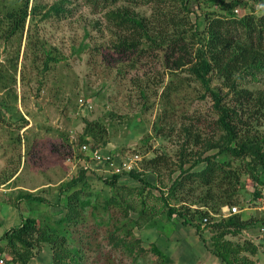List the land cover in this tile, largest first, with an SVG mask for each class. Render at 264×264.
Listing matches in <instances>:
<instances>
[{
  "label": "rangeland",
  "instance_id": "obj_1",
  "mask_svg": "<svg viewBox=\"0 0 264 264\" xmlns=\"http://www.w3.org/2000/svg\"><path fill=\"white\" fill-rule=\"evenodd\" d=\"M23 1L0 0V98L8 101L13 113V119L7 115L0 121V236L28 216L51 222L59 218L66 209L62 184L87 164L96 206H89L80 221L69 226V237L83 255L81 264H221L209 249L214 234L210 224L229 214L228 204L216 194L215 199L199 202L202 188L192 195L178 191L172 198L163 193L180 173L178 155L185 145V127L192 124L204 135L214 132L205 120L216 116L213 101L203 97L204 88L189 66L174 70L162 60L141 57L138 51H119L113 47L116 33L107 25L106 10L89 0H30L29 11L36 8L35 12L22 30L10 35L6 14ZM248 1L249 11L264 13L259 0ZM59 4L66 10L56 13L53 8ZM140 11L150 13L148 8ZM247 78L244 85L264 92V73ZM221 83L214 78V86ZM87 120H100L108 128L107 142L96 146L120 160L139 154V171L160 188L127 175L119 178L124 187L115 190L108 185L101 177L113 170L83 153L81 137ZM188 145L194 151L202 147ZM161 153L167 161L148 163ZM242 180L236 205L247 217H264V186L248 175ZM26 191L44 200L19 201V194ZM113 193L119 204L107 208L105 200ZM182 195L185 200L179 201ZM165 197L178 209L188 205L191 211L208 210L211 223L201 215L192 224H184L179 215L170 219ZM128 230L131 238L142 240L147 252L137 257L115 246L111 236H125ZM257 234L258 227H252L228 238L256 243ZM152 247L167 255V261ZM247 255L264 264V249ZM29 264H52L50 245L45 244Z\"/></svg>",
  "mask_w": 264,
  "mask_h": 264
},
{
  "label": "trees",
  "instance_id": "obj_2",
  "mask_svg": "<svg viewBox=\"0 0 264 264\" xmlns=\"http://www.w3.org/2000/svg\"><path fill=\"white\" fill-rule=\"evenodd\" d=\"M89 1L96 6L102 4L103 11L106 10L104 17L107 25L116 33L113 47L121 52L138 51L141 57L150 58L151 62L162 60L174 70L188 65L189 72L204 88L203 97L213 101L212 109L216 116L205 120L214 132L204 135L192 124L185 127V145L178 155L180 173L168 191L163 193L172 198L178 191L181 194L188 190L190 192L186 194L192 195L202 188L197 195L199 202L216 194L215 198L219 197L221 203H227L230 209L240 202L236 196L244 176L248 175L254 183L264 186V92L254 91L243 83L248 81L247 76L254 79L259 73H264V13L249 11L251 3L248 0ZM29 3L30 0H24L20 7L6 14L11 27L10 35L22 30L28 16L35 12L36 8L32 9L33 12L29 11ZM258 3L264 4V0ZM140 8H148L150 13L144 14ZM53 9L56 13L66 10L60 4ZM215 77L222 81V86L213 85ZM11 111L8 101L0 98V121L5 120L7 115L13 119ZM197 121L202 123L201 120ZM107 136L108 128L104 123L87 120L81 142L96 149L99 148L97 144L107 142ZM191 142L202 147L196 151L189 149L187 146ZM211 150L214 152H209ZM192 158V163L187 167ZM164 161H167V157L161 153L149 159L148 163L156 166ZM202 163L205 164L202 168L195 169ZM89 172V167L82 164L76 175L62 184V189L67 192L66 209L59 218L51 222L28 216L4 231L0 236V253L6 254L11 264H29L45 244L52 249V264H81L83 255L80 247L74 245L69 237V226L77 224L89 206H96L89 191ZM123 175L134 177L152 188H160L150 183L144 173L137 169L101 178L117 190L123 186L119 183ZM188 181L192 185L188 186ZM183 196L179 201L185 200ZM258 196H261V190L256 191ZM168 199L165 197L170 219L179 215L184 224H192L199 215L203 218L209 216L208 210L191 211L188 205L184 210L178 209L171 206ZM18 200L30 202L43 201L44 198L26 191L19 194ZM105 202L108 208L119 204V199L113 193ZM211 217H208L210 223ZM262 224L264 217H247L243 211L221 216L210 224L214 234L209 249L221 264H256L247 252H257V244L251 239L241 242L228 236H237L248 228ZM196 228L199 231L201 226L198 224ZM132 235L128 230L125 236L112 235L111 240L116 247H124L126 252L138 257L147 249L139 237L131 238ZM151 250L160 255L163 262L167 261V255L163 257L164 253L159 249L152 247Z\"/></svg>",
  "mask_w": 264,
  "mask_h": 264
},
{
  "label": "built area",
  "instance_id": "obj_3",
  "mask_svg": "<svg viewBox=\"0 0 264 264\" xmlns=\"http://www.w3.org/2000/svg\"><path fill=\"white\" fill-rule=\"evenodd\" d=\"M236 11H238V9ZM82 149L84 154L89 155L88 159L91 158L95 162L105 164L107 167L113 170L112 173L116 174L130 172L133 169L141 170V157L139 154L130 155L120 160L116 156H113L111 153H105L99 148L92 149L87 144H83ZM86 166L89 167L87 164ZM241 211V208H239L237 205H234L230 207L228 215L239 213ZM204 221L208 222L209 218L205 217ZM256 244L259 248L264 249V224L258 227V234L256 235ZM0 264H11L9 262V257L6 254L0 253Z\"/></svg>",
  "mask_w": 264,
  "mask_h": 264
},
{
  "label": "crops",
  "instance_id": "obj_4",
  "mask_svg": "<svg viewBox=\"0 0 264 264\" xmlns=\"http://www.w3.org/2000/svg\"><path fill=\"white\" fill-rule=\"evenodd\" d=\"M215 256V255H214ZM220 260V259H219Z\"/></svg>",
  "mask_w": 264,
  "mask_h": 264
}]
</instances>
